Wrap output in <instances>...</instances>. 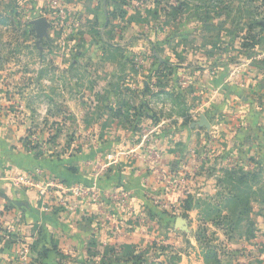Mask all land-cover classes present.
<instances>
[{"label":"crops","instance_id":"0c3cea01","mask_svg":"<svg viewBox=\"0 0 264 264\" xmlns=\"http://www.w3.org/2000/svg\"><path fill=\"white\" fill-rule=\"evenodd\" d=\"M29 1L30 14L44 8ZM97 1L68 0L71 18L106 30ZM65 23H47L36 57L0 52V223L13 233L0 264H21L22 246L24 264H134L162 250L180 253L186 239L198 245L200 199L217 204L231 174L251 190L253 177L264 185V47L234 64L186 72L192 79L179 108L147 117V75L117 69L107 39L82 33L86 21ZM141 126L151 132L147 141ZM20 178L80 184L96 196L74 213L48 200L43 212ZM120 192L127 196L109 198ZM263 204L251 198L246 219L257 239L228 246L245 252L244 264H264Z\"/></svg>","mask_w":264,"mask_h":264},{"label":"rangeland","instance_id":"374dc122","mask_svg":"<svg viewBox=\"0 0 264 264\" xmlns=\"http://www.w3.org/2000/svg\"><path fill=\"white\" fill-rule=\"evenodd\" d=\"M33 2L44 7L37 14H30L35 8L29 10V0H0L1 53L14 52L18 57L23 55L25 60L28 54L36 57V35L33 30L36 20L42 19L58 27L60 23H65L63 20L70 27L81 26L83 21L87 23L84 17L71 18L72 5L68 0ZM97 2V14L103 10L107 28L98 29L87 23L82 33H88L91 39H107L108 57L114 61L117 69L125 70L127 76L134 72L147 75L143 80L144 87L153 88L152 100L148 99L147 104L150 108L142 112L147 117L167 115L172 107L179 108L188 86L186 82L192 79H183L186 72L192 75L193 71L234 64L253 56L264 47V0ZM38 52L42 53L40 48ZM130 84L129 77L124 79L125 86L129 88ZM154 90L162 93V101L160 98L155 100ZM142 92L145 93L144 90ZM164 93H169L167 98ZM165 102L169 106H165ZM157 104H162V108ZM143 127L142 130L148 128ZM250 180L257 184L256 189L251 190L248 184L244 186L242 175H227L226 183L231 182L232 186L221 193L217 204L207 198L197 202L201 214L198 245L193 246L186 239L185 245L183 241V247L178 248L180 253L163 251L159 247L161 253L152 254V257L145 259L146 263L204 264L202 257L210 251V256L216 255L220 264H244L245 252L238 250L243 255L240 252L235 254L228 246H243L257 239L255 224L246 219L251 209V198L256 197L264 203V185L255 177ZM261 207L264 209V204ZM208 264H214L213 258L209 259Z\"/></svg>","mask_w":264,"mask_h":264},{"label":"built area","instance_id":"2783aa9c","mask_svg":"<svg viewBox=\"0 0 264 264\" xmlns=\"http://www.w3.org/2000/svg\"><path fill=\"white\" fill-rule=\"evenodd\" d=\"M185 84V83H184ZM151 132L148 129H143L141 132L142 139L147 141ZM16 183L27 189H35L38 195L43 212H48L46 201L51 200L55 203L56 207L62 212L74 213L77 210L79 201L87 200L90 197L95 199V189L85 187L80 184H68L59 180H49L45 183H37L32 178H20ZM127 196L126 193L120 192L110 195L109 198L113 201H118ZM12 231L6 230L0 223V246L8 244L12 240ZM19 262L24 264L28 256V248L22 246L17 252Z\"/></svg>","mask_w":264,"mask_h":264},{"label":"trees","instance_id":"16d2710c","mask_svg":"<svg viewBox=\"0 0 264 264\" xmlns=\"http://www.w3.org/2000/svg\"><path fill=\"white\" fill-rule=\"evenodd\" d=\"M186 207L189 208L190 206L187 205ZM196 240L199 243V241H200V232L197 233ZM211 254L212 253L210 251H208L207 253L204 254V256L202 257L204 264H208L210 258H213L214 264H220V262H219L218 258L216 257V255L210 256ZM133 262H134V264H147L145 259H142V258H139V257H134L133 258Z\"/></svg>","mask_w":264,"mask_h":264},{"label":"water","instance_id":"95a60500","mask_svg":"<svg viewBox=\"0 0 264 264\" xmlns=\"http://www.w3.org/2000/svg\"><path fill=\"white\" fill-rule=\"evenodd\" d=\"M47 26H48L47 23L44 20H42V19L34 21L36 37L38 39H41L43 37L44 31H45Z\"/></svg>","mask_w":264,"mask_h":264}]
</instances>
